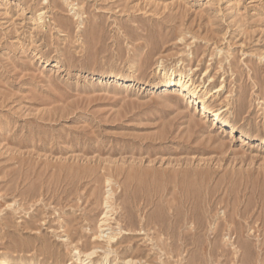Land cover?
Wrapping results in <instances>:
<instances>
[{
	"label": "rangeland",
	"instance_id": "374dc122",
	"mask_svg": "<svg viewBox=\"0 0 264 264\" xmlns=\"http://www.w3.org/2000/svg\"><path fill=\"white\" fill-rule=\"evenodd\" d=\"M76 246L264 264V0H0V264Z\"/></svg>",
	"mask_w": 264,
	"mask_h": 264
},
{
	"label": "bare ground",
	"instance_id": "6f19581e",
	"mask_svg": "<svg viewBox=\"0 0 264 264\" xmlns=\"http://www.w3.org/2000/svg\"><path fill=\"white\" fill-rule=\"evenodd\" d=\"M187 76H185L184 73H179L178 76H176V74L174 73V71H172L171 73H164V83L163 86L164 87H177L178 84L180 85L182 82L183 78H186ZM179 78V79H178ZM191 78H189V80L185 83V88L184 89H180V93L185 96V98L188 96V94L191 93V95L189 96V99L192 102L197 103L198 98H195L198 94L196 90H191L190 87L193 85L190 83ZM193 82V81H191ZM184 90L186 92H184ZM200 91V90H199ZM201 110L203 114H211L212 117L214 118L215 121L219 122L220 124H222L223 126H227L228 124L223 121L222 119H220V113H214L211 112L210 110H208V108L205 106L204 101L201 102ZM107 183L109 184V186H111V180H107ZM113 200H114V192H112V190H108L106 193V196L104 198V205L106 206L107 210L105 215L103 216V218L101 219L99 226H98V232H96L95 234H93V241H105V243L107 245H111L115 242V240L121 235L122 231H124L122 228L119 227V234H116L115 231L112 233L107 234V229H105V227L108 225L107 223L110 221V213H113V211L115 210L113 208ZM110 214V215H109ZM108 230H112L111 228ZM66 240V242L68 243V245L72 244V238L69 235H65L64 237ZM97 242H94V244ZM84 246V245H83ZM74 257L77 258L76 259V263L78 264H96L94 263V256L97 254V252L95 251L96 249L90 250L86 252H82V250H79L78 247L76 246L74 248ZM115 251L113 250V248H109V253L105 256V260L108 259L109 255L111 256V254H114ZM83 258H85V260H83ZM12 261V259H11ZM11 261L9 259H5L4 261H2L1 264H11ZM97 264H102V263H97ZM123 264H135L132 260H128V261H124Z\"/></svg>",
	"mask_w": 264,
	"mask_h": 264
}]
</instances>
